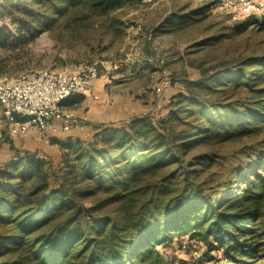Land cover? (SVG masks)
Instances as JSON below:
<instances>
[{
	"label": "trees",
	"instance_id": "obj_1",
	"mask_svg": "<svg viewBox=\"0 0 264 264\" xmlns=\"http://www.w3.org/2000/svg\"><path fill=\"white\" fill-rule=\"evenodd\" d=\"M244 67L182 85L167 121L140 115L69 137L59 169L2 137L15 156L0 163V264H164L181 239L216 264H264V56Z\"/></svg>",
	"mask_w": 264,
	"mask_h": 264
},
{
	"label": "rangeland",
	"instance_id": "obj_2",
	"mask_svg": "<svg viewBox=\"0 0 264 264\" xmlns=\"http://www.w3.org/2000/svg\"><path fill=\"white\" fill-rule=\"evenodd\" d=\"M213 1L117 0L103 10L91 0H0V75L14 78L42 70L76 73L85 66H92L97 71L95 84L82 95H93L99 82L101 94L104 95L107 86L120 101L128 97L120 105L133 108L136 114L133 117L149 116L151 122L153 118L166 120L168 108L163 103L156 111L157 100L150 94L157 77L167 75L170 78L167 89L175 88L172 91L176 92L188 81L242 68L248 70L250 67H244L248 60L264 56L262 19L244 16L231 19L216 10ZM177 14L185 18L180 20ZM169 18L172 23L165 24ZM87 103L79 101L67 107L85 119L80 128L83 130L93 127L87 115ZM170 124L155 127L157 130H151L150 137L166 136ZM36 132L31 129L26 133L24 136L36 134L31 135L32 145L24 149L20 143L18 150L45 162L51 161L56 169L60 167L61 145L66 139H91L90 129L85 134L80 133L81 136L69 130L48 142ZM0 134V163H3L12 160L15 154L5 155L1 144L8 142L2 137L8 141L12 137L5 132ZM24 136L18 140L22 141ZM24 153L19 159L28 156ZM44 171L46 167L41 173L33 170L24 176L23 192L34 190L44 180ZM188 243L181 239L165 249L164 264L217 263L205 255L204 247ZM209 255L216 253L212 251Z\"/></svg>",
	"mask_w": 264,
	"mask_h": 264
},
{
	"label": "built area",
	"instance_id": "obj_3",
	"mask_svg": "<svg viewBox=\"0 0 264 264\" xmlns=\"http://www.w3.org/2000/svg\"><path fill=\"white\" fill-rule=\"evenodd\" d=\"M214 6L234 20L241 16L264 17V0H217ZM96 78L97 71L92 66L76 73L42 70L14 78L0 75V123L5 126V134L20 137L33 129L48 142L55 134L80 129L85 119L61 102L87 92ZM169 84L167 75L157 77L150 88L153 100L159 101Z\"/></svg>",
	"mask_w": 264,
	"mask_h": 264
},
{
	"label": "crops",
	"instance_id": "obj_4",
	"mask_svg": "<svg viewBox=\"0 0 264 264\" xmlns=\"http://www.w3.org/2000/svg\"><path fill=\"white\" fill-rule=\"evenodd\" d=\"M93 84H95V83H93ZM97 85L96 86L94 85L96 91L93 92V95L90 94V96H89V94H85V95H82L80 97L81 98L80 101H84L86 103L88 102L87 105L89 106V110H87V115H88L90 121H92L91 126L92 125L95 126L97 124H107V123L120 122L123 120L128 121L129 119H131L133 116L136 115L135 111H133V108L131 109V107L129 108V106L121 107L122 105H120V102L123 100L125 101L126 99H128V97H126V98L124 97V99L120 101L117 97L113 96L112 88H110L109 91L107 90V86L105 88L106 91L103 95V94H101V91L99 90L101 88L100 87L101 83L98 82ZM103 87H104V85H103ZM173 89H175V88H173ZM173 89L169 88V89H166L164 91V93L162 95L161 102H159V105L162 106V104L171 95H173L175 93L172 91ZM74 105H75V103L68 105L66 107L71 108ZM127 108H129V110ZM124 110H127V111L123 113ZM152 110H154V109H152ZM156 111H158V108L156 109ZM121 112L123 113L122 115H121ZM161 112H163V111H161ZM4 128H5L4 124L0 123V133L5 131ZM89 129H90V132L93 131V127L92 128L90 127ZM88 130L87 129L86 130L75 129V130H72V132L76 133L77 136H81L82 133L85 134L86 131H88ZM31 135L36 136V134L30 133V134L24 136V139L22 141L18 140V138H21V137H12L11 141L13 142L12 143L13 147H15L16 149H19L21 147H23L24 149H27L29 144L32 145V143H31V139H32L31 137L32 136ZM58 136H62V135H58ZM20 143L22 146L20 145ZM1 149L4 150V153H6L5 154L6 156H8V154L12 153V151L10 150L9 144H1Z\"/></svg>",
	"mask_w": 264,
	"mask_h": 264
}]
</instances>
